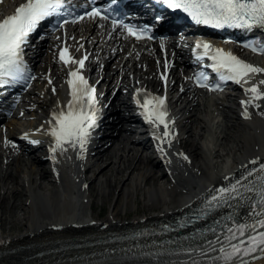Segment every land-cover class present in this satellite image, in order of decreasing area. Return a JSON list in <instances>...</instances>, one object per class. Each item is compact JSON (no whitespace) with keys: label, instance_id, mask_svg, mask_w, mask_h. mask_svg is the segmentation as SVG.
<instances>
[{"label":"bare ground","instance_id":"obj_1","mask_svg":"<svg viewBox=\"0 0 264 264\" xmlns=\"http://www.w3.org/2000/svg\"><path fill=\"white\" fill-rule=\"evenodd\" d=\"M7 5L8 1L0 8V17ZM41 63L49 65L50 69L55 68L53 77L45 78L47 82L51 80L52 84L48 85L46 82L48 89L41 90L39 95L33 92L31 98L37 96L34 104H37L38 110H46L64 102V79L51 58L45 59V62H37V70L42 69ZM259 67H264V64ZM44 69L47 70V66ZM106 71L107 74L100 83L105 89L103 99L110 100L105 97L113 91L116 101H123V90L130 84L120 78V75H113L112 67H108ZM141 78H136L134 82L141 81ZM143 83L154 87L158 82L156 79H147ZM52 86L56 88L55 93L51 91ZM182 89L183 93L173 101V105L178 108L177 123L181 128L176 142L191 163L186 165L187 169L177 167L173 161L176 150H171V154H167L172 170L171 178L160 172L156 157L146 155L147 148L143 141H128L122 135L125 113L119 110L115 129L112 128L113 131L95 144L92 162L84 161L81 158L83 152L82 155L77 153L78 148L68 147L65 152L57 151L54 162L62 181V191L49 179L51 171L46 163L52 154L46 146L51 142L47 140L42 125L43 118L38 114H31L35 116L36 122H30L23 130L18 128L19 135L24 134L30 138L28 147L31 150L29 149V156L26 157L9 143H5L6 140L10 144L18 142L13 125L3 126L0 129V229L15 230L21 224L24 232L15 234L10 231L9 234L0 235V264L119 263L122 258L125 261L129 256L139 257L169 249L177 252L172 258L179 259L188 255L179 252L186 246L199 249L191 254L195 258L201 257L200 250H208V246L204 248L208 241H197L191 245L158 244L159 239L142 238L107 243V238L103 237L113 231L149 227L172 218L182 213L181 210L187 208L190 202L204 203L210 199L213 194L210 190L221 184L220 181L225 176L234 174L239 178L245 172L244 166L251 160L260 158V162L264 163L262 106L260 110H256L260 113L256 116L255 108L248 105L250 118L245 119L242 98L226 96L225 99L209 102L200 96L202 91L192 92L186 83ZM111 105H114V101L110 100L108 107ZM210 107H214V110L210 111ZM38 128L40 131L35 133ZM32 140L39 141V144L32 147ZM86 149L90 152L89 146ZM37 150H42L44 154L37 156ZM254 167L258 168L259 165L247 166L248 169ZM228 183L226 181L223 186ZM175 184L179 187L170 191V186L167 185ZM193 189L190 199L184 201L183 195ZM168 191L170 192L166 193ZM136 196H142L144 200L140 218L145 220L137 217L127 220L126 213L120 217V212L127 210L126 204ZM112 198H115V203L107 218L95 219L90 211L87 212L96 204L108 202ZM17 210L23 212L22 216L17 215ZM220 210L229 212L236 221L250 219L246 215L248 202L232 201L230 207ZM91 221H97V225L84 228ZM76 224L78 228H74ZM55 226H60L61 229L55 231ZM221 242L223 243V239ZM222 243L216 244V249ZM38 254L42 255L37 256ZM256 255L249 260V264H264V254Z\"/></svg>","mask_w":264,"mask_h":264},{"label":"snow or ice","instance_id":"obj_2","mask_svg":"<svg viewBox=\"0 0 264 264\" xmlns=\"http://www.w3.org/2000/svg\"><path fill=\"white\" fill-rule=\"evenodd\" d=\"M159 2L170 10L185 14L196 25H204L221 31L236 29L252 32L264 29V0H159ZM112 3H117V0H112ZM2 4L4 0H0V5ZM65 9H69V0H25L15 8L12 14L0 19V88L16 84H26L31 87L30 81L35 77L30 75L31 69L25 60V49L30 44V37L51 18L69 16L70 9L68 11ZM105 11L108 10L95 7L77 16L71 22H83L86 19L93 22L109 21L110 17L105 14ZM160 19L156 17L157 21ZM69 22L68 19L60 20L56 30L62 29ZM110 23L113 32L122 29L124 33H127V37H134L137 41L153 39V36L149 34L152 29L147 26L134 27L115 17L111 18ZM99 26L104 27L103 24ZM80 47L83 48V45ZM244 47L264 54V43L245 44ZM194 55L197 65L210 69L220 82H232L241 86L248 94V99L241 101L244 105L245 118H250L247 110L249 104L261 107V104L257 102L264 101V87H262L264 79L257 82L255 78L258 74H264V67L254 66L231 51L215 47L207 41L195 44ZM88 59L87 53L80 59L75 58L66 41L59 51V60L64 65H78V67L68 72L67 84L71 99L66 107L53 111L48 121L51 126L48 134L53 141L50 146L53 161L56 160L57 151L65 152L68 147L79 148L81 152L86 151L93 131L98 127L100 109L96 88L90 85L82 72ZM205 60L210 63L204 64ZM165 65L171 67L167 60ZM161 78L166 87L167 75L161 74ZM193 79L194 83L201 88L213 92L223 91L222 83H213V78L206 71H197ZM52 91L55 93L56 89L53 88ZM136 96L135 103L140 109V115L150 126L152 135L159 142L158 150L166 155L164 145L171 148L178 135L173 130L175 119L170 115L167 96L153 95L144 89H137ZM24 139H28L27 135ZM5 143L10 142L6 140ZM31 143L39 144V141L32 140ZM12 146L16 147L15 144ZM180 155L184 160L191 162L187 155L183 153ZM249 163L259 165V167L248 169L244 166L245 172L239 178L235 175L225 176L223 179L229 182L227 186L210 190L213 194L204 205L209 210H218L226 206L230 207L232 201L248 202L246 215L250 218L249 220L240 222L228 216L227 219L232 221V224L224 225L226 233L223 243L219 236L214 241H208V250L213 252L217 251L215 245L222 243L218 249L220 255L212 259L222 261L223 264H249L246 257H254L257 252L264 254V163H261L259 159H253ZM249 177H254V179L249 180ZM210 231L216 232V229L213 228ZM198 250L188 249L189 252ZM200 254L203 256L206 252L200 250ZM192 264H200V262L194 260Z\"/></svg>","mask_w":264,"mask_h":264},{"label":"rangeland","instance_id":"obj_3","mask_svg":"<svg viewBox=\"0 0 264 264\" xmlns=\"http://www.w3.org/2000/svg\"><path fill=\"white\" fill-rule=\"evenodd\" d=\"M46 184H47V182H46ZM134 199H133L132 202H129L128 204H126L127 205V210H125V212H122V213L120 212V217H123V215L125 213H126L125 219H127V220H131L134 217L140 218L142 216L141 210H142V207L145 204L144 200H143L142 196H136ZM114 203H115V198L114 199L112 198L108 202H100L99 204H96L93 208L88 209L87 212L89 213V211H90V214L95 219L103 220V219L107 218L108 215L110 214L109 212L114 207ZM120 206H121V204H120ZM120 206H119V208H120ZM16 212H17L18 216H22V214H23V212L20 211V210H17ZM23 229L24 228L22 227V225L18 224L16 226L15 230L14 229L12 230V228L11 229L8 228V229L2 231L0 229V235L9 234L10 231L12 233H15V234H17L18 232L22 233V232H24Z\"/></svg>","mask_w":264,"mask_h":264}]
</instances>
